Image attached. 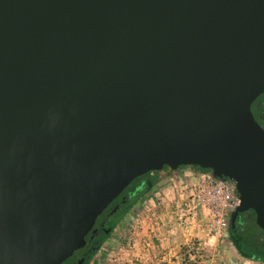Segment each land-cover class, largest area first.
<instances>
[{"label": "water", "instance_id": "95a60500", "mask_svg": "<svg viewBox=\"0 0 264 264\" xmlns=\"http://www.w3.org/2000/svg\"><path fill=\"white\" fill-rule=\"evenodd\" d=\"M263 91L264 0H0V264H61L165 167L264 233Z\"/></svg>", "mask_w": 264, "mask_h": 264}, {"label": "built area", "instance_id": "2783aa9c", "mask_svg": "<svg viewBox=\"0 0 264 264\" xmlns=\"http://www.w3.org/2000/svg\"><path fill=\"white\" fill-rule=\"evenodd\" d=\"M178 187V196L165 201L163 209L170 211L175 223L180 228H194L202 224L204 240L192 243L190 249L172 253L165 264H202V260L211 264L217 258L214 251L215 242L223 239L229 229L230 215L239 205V196L235 183L229 179H220L213 176L211 171H200ZM177 196V197H176ZM163 210V212H164ZM163 212L150 215L149 219L160 222L159 215ZM128 230L110 264H134L136 257L132 237L141 227ZM161 244V243H159ZM144 253L149 248V241L144 242ZM152 245V244H151ZM133 256V257H132ZM144 255V261H148ZM211 261V262H210ZM164 262L163 260L160 261ZM216 262V261H215ZM214 263V262H213ZM217 263V262H216Z\"/></svg>", "mask_w": 264, "mask_h": 264}, {"label": "crops", "instance_id": "0c3cea01", "mask_svg": "<svg viewBox=\"0 0 264 264\" xmlns=\"http://www.w3.org/2000/svg\"><path fill=\"white\" fill-rule=\"evenodd\" d=\"M179 169L160 172V174L149 177L152 182L156 179L157 182L153 184L149 193L139 201V204L127 214L130 219L128 221V226H126L127 229L122 231L119 235L122 236V240L128 234L129 229L141 225V228L139 230L137 229V232L132 237L135 249L133 255L136 257L134 264H159L161 260L164 261L161 262V264H165L171 258L172 253L186 251L190 249L192 243L198 244L205 239L202 224L199 226L196 225L194 228H180L175 223L171 214L172 209H170V211L163 209L165 201H170L175 194L178 196V187L188 178L194 181L192 175L200 172L191 167ZM155 212L156 214L163 212L162 215L158 216L160 217V222H151L149 219L150 215ZM146 241H149V248L147 252L144 253V242ZM224 241L223 238L215 242L214 251H217L218 256L216 259L213 258L214 263L212 262L211 264H264L257 261L246 260L240 256L239 258H236L234 255L232 258L224 256V254H222L223 249L228 247L227 243ZM144 255L148 257V261H144ZM202 264H208V261L202 260Z\"/></svg>", "mask_w": 264, "mask_h": 264}, {"label": "flooded vegetation", "instance_id": "af4514ba", "mask_svg": "<svg viewBox=\"0 0 264 264\" xmlns=\"http://www.w3.org/2000/svg\"><path fill=\"white\" fill-rule=\"evenodd\" d=\"M251 113L254 120L264 131V91L254 100L251 105ZM148 174V173H147ZM132 191H126L113 200L106 210L97 218L94 226L85 237V244L82 248L73 252V254L63 261L61 264H89L94 255L101 248L102 244L109 239L112 231L123 221L127 214L133 208L130 204L134 199H138L140 191H142L147 183L146 174L141 176ZM132 185V183H131ZM140 188L139 190H137ZM126 191V192H125ZM252 211L242 213L244 219L242 222L246 224V219H250Z\"/></svg>", "mask_w": 264, "mask_h": 264}, {"label": "trees", "instance_id": "16d2710c", "mask_svg": "<svg viewBox=\"0 0 264 264\" xmlns=\"http://www.w3.org/2000/svg\"><path fill=\"white\" fill-rule=\"evenodd\" d=\"M193 169L199 171H209V170H201L197 167L189 166ZM170 171L168 167L163 168L161 171L149 172L146 176H153L155 174H160V172ZM147 179V183L142 191H140L139 196L144 194L146 195L152 189L155 181H151V179ZM142 177L135 179L133 182L139 180ZM242 216L243 214H239L236 221L234 229H228L227 235L229 242L233 245L237 254L246 260L257 261L260 263H264V233L255 225L254 223V213L251 212L250 219H246V224L244 222Z\"/></svg>", "mask_w": 264, "mask_h": 264}, {"label": "rangeland", "instance_id": "374dc122", "mask_svg": "<svg viewBox=\"0 0 264 264\" xmlns=\"http://www.w3.org/2000/svg\"><path fill=\"white\" fill-rule=\"evenodd\" d=\"M187 166H181L179 167L180 169L184 168ZM178 168V169H179ZM179 169V170H180ZM149 176H147L148 178ZM138 181V180H137ZM132 182V185L130 184L126 189V191H132L134 189V187L136 186V182ZM140 188H138L137 190H139ZM125 191V192H126ZM144 194L138 196V199L135 201V199L130 203V204H133V208L135 206H137L139 204V201H141L143 198H144ZM133 208L131 210H133ZM130 213V212H129ZM130 218L125 217V219H123V221H121L120 224H118V226L112 231V234L111 236L109 237V239H107L106 242H104L101 246V248L98 250V252L94 255V257L92 258V260L90 261L89 264H110V260L113 259L114 255L116 253H119L117 251L118 249V245L121 244L122 242V236H119L121 234L122 231H124L125 229H127L126 226H128V221H129ZM127 221V222H126ZM224 242L227 243L228 247L224 248L223 249V252L222 254H224V256L228 257L229 258L236 256V258H239V255L237 254L236 250L234 249L233 245L229 242V239H228V235H226L224 237ZM118 246V247H117ZM221 254V255H222ZM232 255V256H231Z\"/></svg>", "mask_w": 264, "mask_h": 264}]
</instances>
